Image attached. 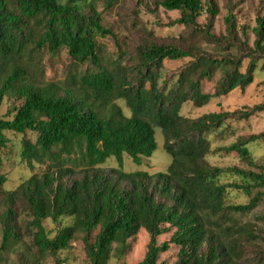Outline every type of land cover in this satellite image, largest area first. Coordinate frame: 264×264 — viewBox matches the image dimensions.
Here are the masks:
<instances>
[{
  "label": "trees",
  "instance_id": "trees-1",
  "mask_svg": "<svg viewBox=\"0 0 264 264\" xmlns=\"http://www.w3.org/2000/svg\"><path fill=\"white\" fill-rule=\"evenodd\" d=\"M240 1L223 0V14L218 0H145L151 13L178 11L165 26L180 30L161 36L133 18L130 39L120 41L97 0H0V103L20 102L0 118V146L5 132H30L20 163L44 167L11 189L0 175V264H63L60 252L77 238L89 264H108L141 232L145 253L135 264H163L173 246V264H264V162L250 150L264 129L240 127L264 115V102L181 113L184 104L201 107L245 89L264 68V7L254 13L249 43L233 12ZM217 19L223 29L215 33ZM59 53L66 69L49 78L45 55ZM165 68L171 73L161 83ZM216 74L213 91L203 92ZM155 129L166 169L125 171L124 156L139 165L157 150ZM229 153L239 163L207 159ZM46 219L56 224L52 236Z\"/></svg>",
  "mask_w": 264,
  "mask_h": 264
},
{
  "label": "rangeland",
  "instance_id": "rangeland-1",
  "mask_svg": "<svg viewBox=\"0 0 264 264\" xmlns=\"http://www.w3.org/2000/svg\"><path fill=\"white\" fill-rule=\"evenodd\" d=\"M138 0H117L113 4V7L110 9H104L105 0H97L96 8L101 10L103 14V24H111L114 32L117 33V36L120 38V41L123 39H130V34L128 33L129 22L133 18L139 20L142 24H147L148 27L153 28L155 32L161 36L168 34H177L180 30V27L174 26L169 27L165 26L170 20L179 16L178 11H166L159 9L157 13H151L148 11L147 7L144 5L145 0H139L141 3H137ZM221 12L226 13L225 8L223 7V0H218ZM264 7V0H241L240 3L236 6L233 11L236 16V22L239 26H245L249 36V43H251L253 36L251 35V28L254 26V13L258 10H262ZM121 16L122 20H119ZM122 21V22H121ZM199 22H204V17L201 16L198 19ZM126 23V25H125ZM223 29L221 19L216 20L215 24V33ZM106 48L112 52L116 49V46L113 40L110 37L102 40ZM68 60L62 54H57L53 58H49L48 55H45L44 63L46 68V75L49 78H61L66 69V64ZM178 63H169L167 67H175ZM171 71L168 68H165L162 72V78L160 82H163V79H166L170 75ZM218 78L216 74L210 80H204L202 82L203 92L213 91L214 84ZM264 82V68H261L256 73V80L254 83L248 85L243 90H234L228 93L226 96L212 99L208 104L195 107L191 104H184L181 108V113L184 116L188 117H197L202 113L209 111H218L221 109L224 110H233L244 104H254L259 101L264 102V84L256 85V82ZM20 102L13 99L4 98L0 103V118H7L8 112L13 106H18ZM241 130L244 133L249 132H261L264 129V115L260 114L256 117L250 118L248 123L243 122L240 125ZM6 142L3 146H0V175H3L6 181L3 183V186L7 189L14 188L18 183L27 178L29 174L37 168H44L42 165H37L35 168H30L24 163H20V151H21V140L22 138L28 137L33 138L34 134L27 132L23 134H17L14 132H5ZM155 139L158 145L157 150L148 158H144L141 164H136L132 162L130 157L124 156L123 168L125 171H134V170H144L148 172H157L164 171L168 166L170 159L168 155L164 152L162 148V138L158 129H155ZM251 155L255 162L262 163L264 162V140L258 142L255 145H250ZM209 163L218 166H232L239 163V157L236 153H229L228 155H219V154H210L208 156ZM246 164V163H245ZM106 167H114L115 159L110 157L106 160ZM253 165H248L247 168L252 169ZM237 201L245 202L246 198L243 194L237 196ZM264 211V199L262 201L259 210ZM45 228L49 231L50 236L54 234L56 224L51 220L46 219L43 221ZM147 241V236L144 232H141L134 239L130 240L128 243V252L125 257L117 258L112 256L108 264H122L123 261H126L130 264H135L140 261L145 253V244ZM174 246L160 257V261L163 264H173L174 263ZM60 256L63 259V264H89L85 251L83 242L77 238L74 239L70 246L67 249H64L60 252ZM42 264H52L49 259H47Z\"/></svg>",
  "mask_w": 264,
  "mask_h": 264
}]
</instances>
